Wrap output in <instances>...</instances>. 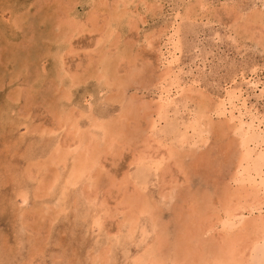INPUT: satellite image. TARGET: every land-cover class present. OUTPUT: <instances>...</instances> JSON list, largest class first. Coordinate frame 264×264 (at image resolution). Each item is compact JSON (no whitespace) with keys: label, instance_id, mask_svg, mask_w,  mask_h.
<instances>
[{"label":"rangeland","instance_id":"374dc122","mask_svg":"<svg viewBox=\"0 0 264 264\" xmlns=\"http://www.w3.org/2000/svg\"><path fill=\"white\" fill-rule=\"evenodd\" d=\"M110 7H118L119 23L110 21ZM253 12L264 13V0H0V264H138L150 247L160 264H187L195 251L207 261L217 249L215 233L231 235L241 222L264 218V204L233 221L224 211L255 175L237 168V136L220 128L184 130L200 96L211 109L234 99L224 115L212 114L214 127L233 116L264 122V18L252 22ZM168 43L176 46L174 61ZM106 57L112 70L101 80ZM169 61L172 75L162 85ZM120 83H127L126 95ZM163 87H171L175 109L158 118ZM115 120L108 132L99 127ZM256 123L264 135V123ZM76 132L91 138L101 161L92 177L66 187L72 155L66 169L60 157L77 148ZM150 144L159 152L146 150ZM167 149L172 156L164 158ZM141 175L140 185L134 180ZM135 194L149 213L133 233ZM209 217L217 223L206 233ZM259 247L251 264L262 259Z\"/></svg>","mask_w":264,"mask_h":264},{"label":"bare ground","instance_id":"6f19581e","mask_svg":"<svg viewBox=\"0 0 264 264\" xmlns=\"http://www.w3.org/2000/svg\"><path fill=\"white\" fill-rule=\"evenodd\" d=\"M123 3V2H122ZM121 3V4H122ZM125 3V2H124ZM105 5V4H103ZM108 5V4H107ZM111 5V4H110ZM127 4H125L126 6ZM109 7V6H108ZM117 9L118 7H115V8H112L110 7V12H111V22L112 21H116L118 22L119 20H121V17L120 13L117 12ZM119 10V9H118ZM124 13V11H122ZM129 13V12H128ZM250 15V14H249ZM248 15V16H249ZM263 18H264V13L263 12H253V14L251 15V17L249 19H251L252 22L254 23H259L261 20L263 21ZM250 21V20H249ZM120 22V21H119ZM118 22V23H119ZM248 22V21H247ZM264 22V21H263ZM262 22V23H263ZM246 23V22H245ZM251 23V22H250ZM78 24V22H77ZM80 24V23H79ZM78 24V25H79ZM114 24V23H113ZM78 28V27H77ZM247 28V27H246ZM76 30V25L74 23L72 24H69V30ZM250 29V28H249ZM74 30V31H75ZM97 30V29H96ZM245 30V29H244ZM68 31V30H67ZM246 31V30H245ZM250 31V30H249ZM252 32V31H251ZM263 33V32H262ZM253 34V32H252ZM260 39V38H259ZM111 40V39H110ZM153 40V39H152ZM261 41V40H260ZM264 41V40H263ZM167 42V41H166ZM260 43V42H259ZM150 44V43H149ZM169 45V43H168ZM162 45H160L159 47V52L161 54V57H164V53H163V46L161 47ZM169 46L171 47V49L169 48ZM168 47H164L167 48V53L169 54V57H173V61H174V56L176 54V46L174 43H171ZM167 55V54H166ZM112 58V57H111ZM167 58V57H166ZM165 59V58H163ZM167 60V59H166ZM169 60V59H168ZM169 64V67H168V70L165 71L162 75V77H160V83H162V85L164 83H166L170 78H171V75H172V69L171 68V65L173 64V62L169 61L167 62ZM174 65V64H173ZM101 66H102V72L103 74L100 75V79L101 80H107V78L109 79L110 77V72L112 70V67H111V59L106 57V58H101ZM173 67V66H172ZM114 76V75H113ZM112 77V76H111ZM131 77V76H130ZM173 77V76H172ZM113 78V77H112ZM111 78V79H112ZM174 79V77H173ZM243 79V78H242ZM74 80V79H73ZM244 80V79H243ZM242 80V81H243ZM247 80V79H246ZM249 80V79H248ZM75 81V80H74ZM172 81V80H171ZM250 82V81H249ZM248 83V82H246ZM127 84V83H126ZM126 84L125 83H120L121 87H122V94L126 92ZM253 84V83H252ZM171 86V85H170ZM133 88V87H132ZM164 88V87H163ZM171 87H168V89L164 88V90H162V94L163 95H166L165 99H161V102L158 104L157 108H155V112H154V115L157 116L158 118L161 117L162 115L164 114H167L168 112V108L171 106L172 102H170L171 100ZM134 89V88H133ZM230 93V92H229ZM227 96V95H226ZM206 97V96H204ZM224 97V96H223ZM208 98V97H207ZM124 99V98H123ZM185 99V98H184ZM183 99V101H184ZM206 99V98H205ZM209 99V98H208ZM126 100V99H125ZM199 106H198V113H197V116L194 118L193 121H191L192 123L187 125L185 124L186 127L184 130L187 132L189 129H192L194 132L196 131V129H200V128H204V129H211V128H216L217 130L220 129H223L225 132L227 131H232L236 136H237V145L240 149H242V154L240 155L239 159H238V163H237V168H240V169H245L246 170V174L247 175H251L252 172H254L255 175H253L251 177V179L254 177V179H252L251 181L248 182V180L246 179L247 177H241L242 179L245 178L247 180V184L248 186L244 185L245 186H242L238 189V192H236L235 197L229 202V204L227 206L224 207V211L226 213V216L229 218L227 220H230V221H233L234 219H236L238 216L242 215V212L245 211L246 209L249 211V209L251 208V206L253 207V211L256 210H260V208L263 206L264 204V198H263V195H264V135L262 133H258L259 132V126H255L258 122L259 124H263V120L261 122L259 121H256L254 119L251 120V122H247L249 124H246L242 118H237L235 116L232 117V120L229 121V123H226L227 125H218L216 127H214L215 125H217L215 122L216 121H213L212 119V114H217L218 116H222L225 114V112L227 111L228 107H230L231 109L235 107V103H234V99L232 96H228V98L226 99H223L222 101H220V103H217L216 106L214 108H210V105L208 102H206L204 99H203V96H200L199 97ZM177 101V100H176ZM175 101V102H176ZM130 102V101H129ZM179 102V100H178ZM181 103V102H180ZM128 106V104H127ZM133 106V105H132ZM146 106V105H145ZM134 107V106H133ZM136 107V105H135ZM134 107V108H135ZM140 107V106H139ZM138 107V109H140ZM172 107V106H171ZM170 107V108H171ZM179 107V106H178ZM181 107V106H180ZM143 110L141 111H148V106L147 108H144V106L142 107ZM173 109L174 106L172 107ZM171 108V109H172ZM137 109V110H138ZM128 110V108H127ZM132 110V109H131ZM180 110V109H179ZM178 110V111H179ZM123 111V110H122ZM150 111V110H149ZM146 112L145 113V117L147 116V118L150 120L151 117H152V113H149ZM172 111V110H171ZM170 111V112H171ZM176 111H177V108H176ZM129 112V110H128ZM134 113H136L134 110H133ZM169 112V113H170ZM137 114V113H136ZM130 115V114H129ZM132 115V114H131ZM130 115V116H131ZM169 115V114H167ZM123 116V114L121 115ZM241 116V115H240ZM254 116V115H252ZM156 117V118H157ZM122 118V117H120ZM127 118V117H126ZM125 118V119H126ZM155 118V119H156ZM248 118V117H247ZM251 118V117H250ZM258 118V116H257ZM124 119V117H123ZM121 119V120H123ZM98 120V119H97ZM114 120V119H112ZM248 121V120H247ZM99 122V121H98ZM110 125L108 124V126H104V125H99V127H104L105 131L108 132L110 130V128L113 126V125H118L119 124V120H115V121H109ZM152 122V121H151ZM149 122V123H151ZM157 122H158V119L157 121H155V123L153 122L152 123V130L153 129H156L157 128ZM102 123V122H101ZM256 123V124H255ZM64 124V123H63ZM167 124V123H166ZM77 128L78 125H76V123L74 124ZM97 125V123H96ZM122 125V124H120ZM149 125V124H148ZM65 126V125H64ZM71 126V125H70ZM151 126V125H150ZM167 126V125H165ZM156 127V128H155ZM93 128V127H92ZM169 128V127H167ZM76 128H74L75 130ZM91 129V128H90ZM103 129V128H102ZM170 131H174V128L171 127L169 128ZM169 129H167L169 131ZM72 130V129H71ZM96 130V129H95ZM151 130V132H152ZM157 130V129H156ZM155 130V131H156ZM183 130V132H184ZM76 131V130H75ZM87 131V130H86ZM89 131V130H88ZM178 131V130H177ZM201 131V130H200ZM264 131V130H263ZM84 132V131H83ZM150 132V133H151ZM185 132V133H186ZM77 133V132H76ZM87 133V132H86ZM114 133V132H113ZM168 133V132H167ZM166 133V134H167ZM177 133V132H176ZM180 133V132H179ZM75 134V133H74ZM117 134V133H116ZM156 134V133H155ZM187 134V133H186ZM198 134V133H197ZM90 135V134H89ZM172 135V134H171ZM74 136V135H73ZM87 136V135H86ZM103 136V134H102ZM175 136V135H174ZM189 136V135H188ZM110 137V136H109ZM158 137V136H155V138ZM94 138V136H93ZM107 138V137H106ZM151 138V136H150ZM108 139V138H107ZM153 139V138H152ZM158 139V138H157ZM76 140H77V148H75V150L73 151H70L69 150H66L64 151L63 155L60 157L61 159H63V163L62 165L64 164V169H66V160L67 158H69L71 155V159H72V165L69 169V172L66 176V181L64 180L63 183L61 184H64L66 182V187L69 186H73V185H76L83 177L85 178V176H88V177H92L91 173H93L94 171V167L101 161H99V156L98 154L96 153L95 149V145L92 144L93 142H91V138H85V136H83L82 134H79L77 133L76 135ZM159 140V139H158ZM236 140V139H235ZM97 141V140H96ZM151 141V140H150ZM155 141V140H154ZM157 141V140H156ZM98 142V141H97ZM159 142V141H158ZM186 142V141H185ZM73 143V142H72ZM157 143V142H156ZM160 143V142H159ZM163 143V142H162ZM76 144V143H75ZM74 144V145H75ZM99 144V143H98ZM108 144V143H107ZM110 144V143H109ZM104 145V144H103ZM62 146V145H60ZM64 146V145H63ZM149 147L146 148V150H153V151H158L159 152V149H160V145L159 146H155L153 144H150L148 145ZM67 147V146H66ZM174 147V145H173ZM163 148H164V145H163ZM167 148V147H165ZM261 149L262 150V154L258 156H256L254 158L253 156V153L252 151H254L255 149ZM79 149V150H78ZM100 149V148H99ZM55 151L51 154L53 155V157L57 156L56 154H58V151H59V148H55L54 149ZM61 150V149H60ZM72 150V149H71ZM174 150V149H173ZM260 150V151H261ZM68 151V152H67ZM165 151V150H164ZM163 151V152H164ZM148 151H146L147 153ZM61 153L59 152V155ZM148 154V153H147ZM257 154V153H256ZM144 155V154H143ZM146 155V154H145ZM154 155V154H153ZM158 155V154H157ZM161 155V153H160ZM156 156V154H155ZM171 157L172 156V150H169L167 149L164 154H163V157ZM101 157V156H100ZM103 157V156H102ZM101 157V159H102ZM154 157V156H153ZM162 157V156H160ZM57 158V157H55ZM155 158V157H154ZM163 158V159H164ZM158 159V158H157ZM157 159H155V162L157 163ZM160 159V158H159ZM172 159V158H171ZM52 160V159H51ZM54 160V159H53ZM145 160V159H142V161ZM173 160V159H172ZM161 161V160H160ZM54 162V161H52ZM151 162V161H150ZM58 163V162H57ZM161 163V162H160ZM163 163V161H162ZM162 163L160 164L162 166ZM179 163V162H178ZM146 164V163H144ZM60 165V164H59ZM148 165V164H147ZM153 165V164H152ZM149 164V166H152ZM157 165V164H156ZM176 165V164H175ZM179 165V164H178ZM181 165V164H180ZM100 166V165H99ZM169 166V165H167ZM177 166V165H176ZM246 166V167H245ZM137 167H142L143 168V165L141 164V166H137ZM153 167V166H152ZM160 167V166H159ZM170 167V166H169ZM168 167V168H169ZM166 168V167H165ZM98 169V168H97ZM138 168H136L137 170ZM153 169V168H152ZM170 169V168H169ZM138 170H142L141 168H139ZM144 170V169H143ZM66 171V170H65ZM96 171V170H95ZM152 171V170H151ZM138 172V171H137ZM154 172V171H153ZM164 172V171H163ZM136 173V172H135ZM149 173V172H148ZM58 174V173H57ZM94 175V174H93ZM150 175V174H149ZM246 175V176H247ZM245 176V175H244ZM62 177V176H61ZM130 177V176H129ZM133 177V176H132ZM131 177V178H132ZM258 178L260 179V183L258 182L256 185L255 184V181L256 179L255 178ZM55 178V177H54ZM58 178H60V176H58ZM57 179V178H56ZM65 179V178H63ZM94 179V178H93ZM240 179V178H239ZM239 179L237 180V182L239 181ZM59 180V179H58ZM85 180V179H84ZM133 180V179H132ZM174 180V179H173ZM258 180V179H257ZM61 181V180H60ZM63 181V180H62ZM89 181V180H88ZM96 181V179H95ZM236 181V180H235ZM245 181V180H244ZM244 181H241V182H244ZM134 182H136L137 184H144L145 181H144V176L141 175V176H138ZM55 183L54 181L52 182V184ZM92 183V182H91ZM94 184V183H93ZM55 185V184H54ZM47 186H49L47 184ZM131 186V185H130ZM241 186V184H240ZM51 187V186H50ZM54 186H52V189H53ZM58 187V186H57ZM60 187V186H59ZM58 187V188H59ZM76 187V186H75ZM45 188V187H44ZM65 188V187H64ZM71 188V187H70ZM142 188V187H141ZM48 189V188H46ZM51 189V188H50ZM49 189V190H50ZM234 190V189H233ZM59 191V190H58ZM68 191V190H66ZM139 191V190H138ZM139 194V193H138ZM161 194V193H160ZM263 194V195H262ZM41 195V194H40ZM137 194H135L134 196L136 197ZM63 196V195H62ZM93 196V195H92ZM95 196V195H94ZM93 196V197H94ZM64 197V196H63ZM131 200V199H129ZM61 201V200H60ZM94 202V201H93ZM62 203V202H61ZM76 203V202H75ZM217 203V202H216ZM129 204V203H128ZM246 207V208H244ZM122 208V207H121ZM249 208V209H248ZM130 209H131V212L128 214V221H130L131 225H133V228L131 227V229L133 230V233L134 231L137 229V225L139 223V220H140V216L143 215L145 216V214H148L149 213V207H147V205H145V203L143 201H140L139 199V196L136 197V199L133 198V201L130 202ZM193 209V208H192ZM191 209V210H192ZM252 209V208H251ZM187 210V209H186ZM124 211V210H123ZM128 211V210H127ZM247 211V212H248ZM151 212V211H150ZM246 212V211H245ZM246 212V213H247ZM195 213V212H194ZM127 214V213H126ZM193 214V213H192ZM125 215V214H124ZM194 215V214H193ZM209 216V215H208ZM223 216V215H222ZM244 216V215H243ZM246 216V215H245ZM261 216V215H260ZM126 217V216H125ZM211 217V216H210ZM206 218L205 219V230L206 233L207 232H212L214 230V228L216 227V223L214 220H211V218ZM215 217V216H214ZM227 217H224L225 219ZM127 218V217H126ZM244 218V217H243ZM150 219V218H149ZM222 219V218H221ZM241 219V218H239ZM127 221V220H126ZM157 221V219L155 220ZM243 221V219H242ZM123 222V221H122ZM224 221H222L223 223ZM239 222V220H238ZM245 222V221H244ZM156 223V222H154ZM226 223V221H225ZM222 224V225H225ZM230 223V222H228ZM124 224V222H123ZM153 224V223H152ZM238 224V223H237ZM241 224V225H240ZM238 225H240L239 229L237 228V231L231 235L229 234H226V233H220V236L219 237H216V233L213 235V238L215 239H219L218 242H217V249L216 251L212 254V262L211 264L214 262V264H251L252 263V259L254 258V253L256 251V249L259 247L261 248L260 250V253L259 255L262 256V259L260 260V262L258 264H264V218H253V220L251 219L250 222L248 223H240ZM128 225V223H127ZM156 225V224H155ZM154 225V226H155ZM199 225V224H198ZM229 225V224H228ZM123 226V225H122ZM144 226V225H143ZM152 226V225H151ZM226 227L227 224L225 225ZM236 226V225H235ZM127 227V226H126ZM136 227V228H135ZM230 227V226H229ZM123 229V227H121ZM120 228V229H121ZM127 228H130V227H127ZM155 228V227H154ZM225 228V227H224ZM223 228V231L225 230ZM231 228V227H230ZM229 228V229H230ZM234 228V227H233ZM145 229V228H144ZM125 230V228L123 229ZM129 230V229H128ZM156 230V229H155ZM199 230V229H198ZM232 231V229H230ZM201 231V230H200ZM199 231V232H200ZM222 231V232H223ZM235 231V230H234ZM232 231V232H234ZM119 232V231H118ZM124 232V231H123ZM127 232V231H126ZM132 232V231H131ZM205 232V231H203ZM229 232V231H228ZM132 233V234H133ZM202 233V232H201ZM127 234V233H126ZM196 234V233H195ZM209 234V233H208ZM125 235V234H124ZM157 235V234H155ZM120 236V234H119ZM122 236V235H121ZM130 236V235H129ZM117 237V236H116ZM122 238V237H121ZM127 238V236H126ZM144 238V237H143ZM212 238V239H213ZM199 239V238H198ZM197 239V240H198ZM210 239L211 241L214 242V239L212 240ZM119 240V239H118ZM124 240V239H123ZM129 240V239H126V241ZM131 240V239H130ZM209 240V241H210ZM143 241V239H142ZM117 242V241H116ZM122 243V241H121ZM129 244V242H127ZM194 243V242H193ZM202 243V242H201ZM205 243V242H204ZM120 244V243H119ZM159 244V243H158ZM200 244V243H199ZM198 244V245H199ZM216 244V243H215ZM116 245V244H115ZM148 244H146L147 246ZM197 245V244H196ZM208 245V244H207ZM194 246V245H193ZM200 246V245H199ZM198 246V247H199ZM216 246V245H214ZM156 247V246H155ZM206 247V246H205ZM151 248V247H150ZM150 248H146L144 253L138 257V264H141V263H146L148 262V264H160L159 261H157L154 257V252L153 250H150ZM195 248V247H194ZM201 248V247H200ZM204 248V247H203ZM109 249V248H108ZM199 249V248H198ZM158 250V249H156ZM207 250V249H205ZM155 251V250H154ZM190 251V250H189ZM198 251V250H197ZM186 252V251H185ZM188 252V251H187ZM196 252V251H195ZM193 252V254L190 256V254H186L187 257L190 256L189 258H187V264H210V260L207 259V261H204L203 260V257L202 255H200L201 253H195ZM199 252V251H198ZM178 253V252H177ZM106 254V253H105ZM179 254V253H178ZM204 254V253H203ZM106 256V255H105ZM175 256V255H174ZM102 259V258H101ZM104 260V259H103ZM254 260V259H253ZM167 261V260H166ZM135 262H133L134 264ZM169 263V262H167ZM104 264V263H103ZM175 264V263H173Z\"/></svg>","mask_w":264,"mask_h":264}]
</instances>
